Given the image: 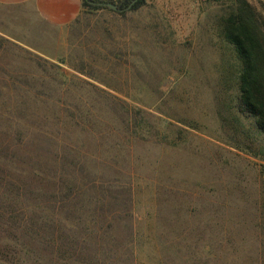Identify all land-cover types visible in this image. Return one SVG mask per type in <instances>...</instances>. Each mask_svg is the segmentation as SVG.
<instances>
[{
	"label": "rangeland",
	"instance_id": "1",
	"mask_svg": "<svg viewBox=\"0 0 264 264\" xmlns=\"http://www.w3.org/2000/svg\"><path fill=\"white\" fill-rule=\"evenodd\" d=\"M234 2L83 10L47 54L0 8V264H264V134L220 34Z\"/></svg>",
	"mask_w": 264,
	"mask_h": 264
},
{
	"label": "trees",
	"instance_id": "2",
	"mask_svg": "<svg viewBox=\"0 0 264 264\" xmlns=\"http://www.w3.org/2000/svg\"><path fill=\"white\" fill-rule=\"evenodd\" d=\"M98 3H111L118 12L134 11L144 0H82L83 10H100ZM220 34L232 47L236 62V110L254 119L264 134V31L255 11L246 0H235L234 8L221 19Z\"/></svg>",
	"mask_w": 264,
	"mask_h": 264
},
{
	"label": "crops",
	"instance_id": "3",
	"mask_svg": "<svg viewBox=\"0 0 264 264\" xmlns=\"http://www.w3.org/2000/svg\"><path fill=\"white\" fill-rule=\"evenodd\" d=\"M1 9L21 8L29 16L24 17L21 33H6L8 39L47 54L46 47L56 46V37L47 36V29L63 31L83 11L82 0H0ZM55 38V39H54Z\"/></svg>",
	"mask_w": 264,
	"mask_h": 264
},
{
	"label": "water",
	"instance_id": "4",
	"mask_svg": "<svg viewBox=\"0 0 264 264\" xmlns=\"http://www.w3.org/2000/svg\"><path fill=\"white\" fill-rule=\"evenodd\" d=\"M98 5L101 6V7L109 8V9H111V10H113V11H117L116 6L113 5V4H111V3H98ZM129 8H130V5H129V7H128L127 9H125V10H128Z\"/></svg>",
	"mask_w": 264,
	"mask_h": 264
}]
</instances>
